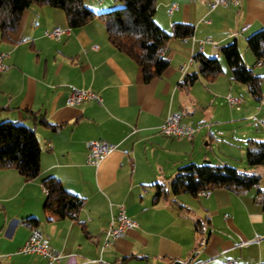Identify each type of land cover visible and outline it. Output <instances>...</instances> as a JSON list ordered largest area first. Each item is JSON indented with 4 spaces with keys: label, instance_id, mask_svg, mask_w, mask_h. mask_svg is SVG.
<instances>
[{
    "label": "crops",
    "instance_id": "1",
    "mask_svg": "<svg viewBox=\"0 0 264 264\" xmlns=\"http://www.w3.org/2000/svg\"><path fill=\"white\" fill-rule=\"evenodd\" d=\"M210 2L156 0L153 18L163 30L169 32L180 22L193 25L194 31L189 38L166 40L169 65L161 77L148 82L140 67L109 42L98 17L71 29L62 10L33 4L24 11L11 41L0 39V52L7 53L6 69L0 73V122L32 128L41 147L40 172L34 179L24 180L15 168L0 169V264H46L40 255L19 253L33 227L30 217L63 253L56 264H100V259L111 264L124 257L125 264H225L228 258L244 264L264 262L261 185L242 195L216 188L207 195L179 193L156 199L155 183L166 182L180 166L212 162L202 141L209 144L216 132L234 139L229 124L260 111L250 106L237 110L225 101L218 103L220 114L211 107L217 104L214 97L238 95V83L223 65L215 81L198 78L188 92L179 87L185 74L198 71L197 63L184 72L180 67L200 51V41L206 38L216 46L204 43L200 52L218 56L221 62L218 47L235 41L245 64L253 67L246 38L264 27V0H240L237 6L214 10ZM118 4L85 0L97 13ZM56 28L65 30L59 39L47 35ZM70 86L98 93L102 103L66 106ZM170 111L180 115L181 123L198 128L190 140L160 133ZM40 115L56 126L41 124ZM94 139L115 146L97 164L87 158L86 142ZM213 159L229 165L217 155ZM50 176L84 198L79 220L85 231L77 220L54 218L44 211L47 190L42 182ZM119 205L136 225L101 251ZM197 219L208 222L200 236L194 229Z\"/></svg>",
    "mask_w": 264,
    "mask_h": 264
},
{
    "label": "trees",
    "instance_id": "2",
    "mask_svg": "<svg viewBox=\"0 0 264 264\" xmlns=\"http://www.w3.org/2000/svg\"><path fill=\"white\" fill-rule=\"evenodd\" d=\"M117 1L120 6L97 13L85 5V0H0V39L11 41V36L16 34L20 27L24 11L33 4L62 10L71 29L80 28L98 17L104 22L109 42L140 67L145 82L161 77L169 65L164 56L166 40L172 37H191L193 25L176 22L167 32L153 18L156 0ZM246 46L254 57L253 65L263 64L264 27L246 38ZM218 54L225 59L231 79L244 85L249 95L261 102L264 99V75L255 74L253 67L245 64L238 44L233 41L220 45ZM193 57L197 60L198 71L185 74L179 82V87L185 92L191 89L198 78L213 82L224 72L218 56L211 57L198 51ZM29 112L33 116L38 114ZM39 119L41 124L48 127L56 126L50 124L43 115H40ZM40 155L41 147L32 128L10 120L0 122V169L15 168L24 180H32L40 172ZM244 158L249 166H264V141L249 138ZM42 183L47 190L44 211L54 218L77 220L85 231L84 223L79 220L84 198L67 191L53 176L45 178ZM260 183V175L242 172L228 164L190 162L180 166L166 182L155 183L156 199H165L179 193L195 196L201 191L216 188H224L242 195L251 188H258ZM259 202L264 211V194ZM28 221L33 227H36L38 222L33 217ZM207 225L205 219H197L194 229L200 236Z\"/></svg>",
    "mask_w": 264,
    "mask_h": 264
},
{
    "label": "built area",
    "instance_id": "3",
    "mask_svg": "<svg viewBox=\"0 0 264 264\" xmlns=\"http://www.w3.org/2000/svg\"><path fill=\"white\" fill-rule=\"evenodd\" d=\"M240 0H211L210 2V10H214L217 7H225L228 8L230 6H237ZM175 8V5L172 6ZM65 33L64 29L56 28L53 31L47 33L49 37H54L59 39ZM204 43H211L213 48H215L216 44L210 39L206 38L205 40L200 41V51H202V47ZM7 57L6 52H0V73L6 69V64L4 63V59ZM197 63V60L192 56L189 62L186 65L180 67V70L184 72L186 70L187 65ZM68 95L65 99L66 106H79L86 101H95L98 104L102 103L101 96L91 90L77 88L74 86L69 87ZM225 102L230 108H234L239 110L240 104H242V100L240 97H235L231 93H227L225 95ZM252 117H250L251 119ZM257 123L264 127V121L258 120ZM198 128L185 125L181 123L180 115L176 112L170 111L167 117L164 119L163 123L159 127V131L162 135L173 137L176 139H188L190 140L194 134L196 133ZM87 148V158L88 162L91 164H97L99 160L110 153L115 149V146L109 145L103 141L94 139L86 142ZM209 190L201 191V193H205L206 195L209 193ZM136 224L132 221L126 214L125 208L123 205L118 206L117 215L111 219L107 230L105 231V235L103 241L101 243V251L108 247L113 241L123 236V234L129 228L134 227ZM19 253L22 254H34L40 255L46 259V264H56L63 257V253L53 247L44 237L43 233L38 227H32L27 240L20 247ZM100 264H105L102 260H98ZM111 264H125L123 261L119 260ZM225 264H244L237 259L228 258L225 261ZM259 264H264L261 262Z\"/></svg>",
    "mask_w": 264,
    "mask_h": 264
},
{
    "label": "rangeland",
    "instance_id": "4",
    "mask_svg": "<svg viewBox=\"0 0 264 264\" xmlns=\"http://www.w3.org/2000/svg\"><path fill=\"white\" fill-rule=\"evenodd\" d=\"M119 3V2H118ZM119 3L116 7L120 6ZM249 55L251 57V51L247 50ZM221 63L224 67H228L226 61L224 58H221ZM254 63V61H253ZM254 71L260 74L257 75H263L264 74V66L260 67L258 65H253ZM262 90L264 94V78L262 82ZM238 95H234L235 97H240L242 100V104H240V108H247V107H256L258 108L259 114L258 115H252L250 118H247L246 116L240 117L239 120H236L233 125H230L228 127H233L231 131L233 132L231 135L234 136V139H226L227 137L221 136L218 132L215 133L216 138L209 142V144L205 145V141H202V149L205 150L208 153L209 159L212 161L210 163L220 165L217 163L215 159H213L214 155H217L219 158L229 162L230 166H234L237 169H239L242 172L245 173H255L261 176V186L264 187V166H249L245 162V150L247 145V140L249 138L256 139V140H262L264 141V127L260 126L257 121L263 120L264 121V99L261 102H258L254 100L248 93L246 87L242 84H237V91ZM216 100L217 104H211V107H217L218 113L220 114L221 109L218 105L219 102H224V99H220V97H214L213 100ZM199 133V132H198ZM244 134V136H242ZM201 135L200 133L197 134ZM200 137V136H199ZM227 140L229 143L233 144L234 147L229 146L226 144V141L221 142V140ZM205 140V139H204ZM227 154H230L231 156H228ZM208 162V161H202ZM200 164V163H199ZM260 186V187H261ZM256 189V188H253Z\"/></svg>",
    "mask_w": 264,
    "mask_h": 264
},
{
    "label": "water",
    "instance_id": "5",
    "mask_svg": "<svg viewBox=\"0 0 264 264\" xmlns=\"http://www.w3.org/2000/svg\"><path fill=\"white\" fill-rule=\"evenodd\" d=\"M193 256V255H192ZM175 264H183V263H181V262H176Z\"/></svg>",
    "mask_w": 264,
    "mask_h": 264
}]
</instances>
